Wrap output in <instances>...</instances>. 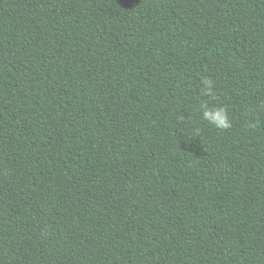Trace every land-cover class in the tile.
<instances>
[{"label":"trees","instance_id":"obj_1","mask_svg":"<svg viewBox=\"0 0 264 264\" xmlns=\"http://www.w3.org/2000/svg\"><path fill=\"white\" fill-rule=\"evenodd\" d=\"M0 264H264V0H0Z\"/></svg>","mask_w":264,"mask_h":264},{"label":"clouds","instance_id":"obj_2","mask_svg":"<svg viewBox=\"0 0 264 264\" xmlns=\"http://www.w3.org/2000/svg\"><path fill=\"white\" fill-rule=\"evenodd\" d=\"M202 85L203 95H214V82L210 78H205L202 81ZM201 119L218 129H228L232 126V121L229 118V113L225 106H202Z\"/></svg>","mask_w":264,"mask_h":264}]
</instances>
